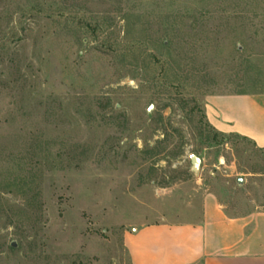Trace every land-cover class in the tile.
Listing matches in <instances>:
<instances>
[{
    "label": "rangeland",
    "instance_id": "rangeland-1",
    "mask_svg": "<svg viewBox=\"0 0 264 264\" xmlns=\"http://www.w3.org/2000/svg\"><path fill=\"white\" fill-rule=\"evenodd\" d=\"M235 93L264 94V0H0V264H131L208 192L264 208V148L207 140Z\"/></svg>",
    "mask_w": 264,
    "mask_h": 264
},
{
    "label": "crops",
    "instance_id": "crops-1",
    "mask_svg": "<svg viewBox=\"0 0 264 264\" xmlns=\"http://www.w3.org/2000/svg\"><path fill=\"white\" fill-rule=\"evenodd\" d=\"M204 108L216 130L264 148V94L212 95ZM123 242L131 264H264V208L232 214L208 192L198 221L149 223L127 232Z\"/></svg>",
    "mask_w": 264,
    "mask_h": 264
},
{
    "label": "trees",
    "instance_id": "trees-1",
    "mask_svg": "<svg viewBox=\"0 0 264 264\" xmlns=\"http://www.w3.org/2000/svg\"><path fill=\"white\" fill-rule=\"evenodd\" d=\"M203 118H206V114H205V112L203 113ZM205 125H206L207 127L210 128V131H211L210 134H212V135H210V134L207 135V140H208V141H215V142H218V138H219V137H222L223 139H229V138H228L229 136H236V137H241V138H247V137H244V136H242V135H240V134H234V133H232V134H226V133H222V132L216 130V129H215V128L209 123V121H208L207 119H206V121H205ZM211 138H212V139H211ZM247 139H248V138H247Z\"/></svg>",
    "mask_w": 264,
    "mask_h": 264
},
{
    "label": "water",
    "instance_id": "water-1",
    "mask_svg": "<svg viewBox=\"0 0 264 264\" xmlns=\"http://www.w3.org/2000/svg\"><path fill=\"white\" fill-rule=\"evenodd\" d=\"M152 108H153V106H150L149 109H152ZM190 160H191V163H192L193 170L195 172L199 171L201 163H202V159L200 158V156H198L197 154L193 153V154L190 155ZM239 183H243V178L239 179ZM13 246L15 247L16 244L13 243Z\"/></svg>",
    "mask_w": 264,
    "mask_h": 264
}]
</instances>
